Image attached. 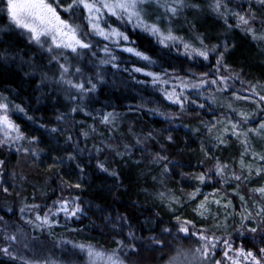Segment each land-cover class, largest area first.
Returning a JSON list of instances; mask_svg holds the SVG:
<instances>
[{"label": "trees", "instance_id": "1", "mask_svg": "<svg viewBox=\"0 0 264 264\" xmlns=\"http://www.w3.org/2000/svg\"><path fill=\"white\" fill-rule=\"evenodd\" d=\"M48 1L63 17L84 10L63 11L72 0ZM210 1L187 0L188 7L165 18L180 38L167 46L141 27L123 28L105 15L104 27L128 37L120 44L149 60L110 46L115 59L101 64L108 59L103 41L93 42L92 51L80 56L66 53L73 82H83L85 88L91 87L89 80L96 85L94 91L81 94L55 82L59 65L50 61L46 47L30 42L9 20L5 1L0 0V96L10 102L7 115L25 137L15 145L0 144V246L8 247L3 224L30 229L35 221L38 233L21 252L31 253L42 241L45 248L67 245L68 254L86 246L116 253L122 262L140 255L161 263L176 260L179 250L197 251L201 233L235 239L237 204L232 200L226 206L221 198L234 189L225 185L232 181L240 151L232 137L221 136L219 121L227 119L225 113L235 118L241 111L250 112L243 106L264 97V40L254 39L226 13L264 17V5L224 0L227 11L222 4L220 12L225 15H220ZM253 29L264 35L260 27ZM185 43L200 50L207 47L208 59L190 55ZM209 74L208 80L202 79ZM225 79L234 90H223L228 86ZM173 91L183 93L181 103L167 98ZM213 92L215 102L209 103L204 97ZM17 105L22 112L15 110ZM109 113L110 122H103ZM217 164L226 166L222 176L213 172ZM202 174L204 182L197 179ZM208 192H215L221 205L202 217L197 205L201 194ZM60 197L75 202L79 211L74 217L50 216V226L34 218L43 217ZM28 220L32 223L25 225ZM182 226L187 233L180 231ZM241 243L246 250L258 251L249 238ZM219 246L211 260L219 257ZM0 264L25 262L0 253Z\"/></svg>", "mask_w": 264, "mask_h": 264}, {"label": "rangeland", "instance_id": "2", "mask_svg": "<svg viewBox=\"0 0 264 264\" xmlns=\"http://www.w3.org/2000/svg\"><path fill=\"white\" fill-rule=\"evenodd\" d=\"M4 1L6 4L5 11L7 12V15H8V11H7L8 0H4ZM213 1L215 2V0H212L210 2H213ZM211 7L212 6H210V4H207V8L210 9ZM144 8L146 11V15L144 18L147 23H157L158 26L161 28V30L165 34H167V31L169 29L171 30L168 24V20H166L165 17L162 16V13L164 12L163 9L158 8L155 4H152V5L146 4L144 5ZM232 13H236V12H232ZM58 14L61 16V19L67 21L68 23L74 26H79L81 35L87 34L86 40L91 41V45L93 42H99L101 44V41H103L104 43L102 45L103 48L105 45H108V47L112 49L110 47L112 46V47L119 49L121 52H124L128 56H131L138 60L145 61L141 59L139 56L134 55L133 53L124 51V49L128 48L129 46H126V45L123 46L120 44V42L118 45L113 44V43H110L109 41L104 40L103 38L99 36L94 35L90 30V25L87 19L88 14L86 10H83L81 13L74 11L72 15H68L64 17L60 13ZM226 15L227 17L229 15L233 17L235 24H238V21L235 15H232L229 12H227ZM107 17L118 22L123 28H126V26L129 24L135 26L134 23H129L126 20L122 22L121 20H118L116 17L108 16V15ZM255 17L256 19L251 21V26L253 27L255 25L257 27H260V29L264 31V17H259L257 16V14ZM9 20H10V17H9ZM101 27H104L102 25V21H101ZM20 30L24 32L25 34H27L28 36L30 35L29 33L25 32L23 29H20ZM105 30L106 31L108 30L107 27H105ZM49 44H50V41H49ZM45 47L47 48V45ZM89 50L92 51V48L90 47L88 49H79L78 51L81 55L82 52L89 51ZM55 51H63V50L56 49ZM66 53H69L73 56H77L76 54H73L71 52H66ZM209 77H210V74L205 75L202 79L208 80ZM217 78L218 80L222 81L220 77H217ZM223 81L227 82L224 84H228V86L226 85L222 87L223 90L225 91L234 90L232 86L233 83L229 82L227 79ZM206 85L209 86V84H206ZM214 93L216 92H213L211 96H205L204 99L207 100L209 103H212V101L215 102L214 99L216 98H214L215 97ZM257 100L258 101L253 102V103L249 102L250 106H248L249 103L243 106L245 108L248 107L249 109H252L250 110V112L244 113L241 111L237 114L235 118L225 113L223 116L227 117V119L226 120L222 119L221 121H219L220 123L219 125L222 131L221 136L232 137V140L234 139L236 145L238 146V149H239L238 151H240L238 161L235 163L236 169L234 170L235 174L233 173V176L231 179L232 181H228V183L225 185L227 188L234 187V189L233 190L229 189L231 193L227 194L228 196L226 198H221L224 200L223 203L226 206H229L231 203H233V201L236 202L237 207H238V214L236 215L237 218L234 221V225H237L239 227L236 231L239 233L235 236V239H233V237L231 239L229 237H226L228 236V234L227 235L220 234L219 236H215V238L219 239L220 241L226 239L231 243L233 250L228 253V257H230L231 259L225 257L224 255L225 247L223 243L219 244L220 246L217 248V250L218 251L220 250V252H219V257L216 258L215 260H211L212 255H210L208 259H204L201 252L191 251V252L184 253V252H180L181 250H179L178 252L179 254L175 258L176 260H173V261L165 260L164 262H161V263L159 261L152 262L148 260V258L146 257L143 258L140 255L133 259L126 257L125 258L126 263H125L121 261L122 259L119 258L116 253L101 251V249H96V248L92 249L86 246H79L78 248H74V250L72 248L70 250L72 252H75V254L74 253L68 254V252L65 251L67 245L65 246L60 245L57 247L55 246L51 247L50 245L45 248V244H43L44 242L42 243V241L41 242L38 241L36 244H34L33 249L31 250L32 251L31 253L21 252L20 248L26 249V247L29 244V240L33 239L32 236L34 232L35 234L37 232L35 226L38 223L36 221L33 222V225H30L31 227L30 229L22 228V227L20 229L18 227L15 228L13 224H7V223L3 224L4 230H2V235L4 237L12 236V235L16 236L15 242H10L4 238V240L7 242V245L8 246L10 245V252H12V254L16 256L19 261L20 260L23 262L28 261L27 263H30V264H40V261H46L47 262V263L45 262L46 264H109V262L106 259L107 256L109 255H113L114 259H117L119 261V264H131V263H134V264H208V263L215 264L216 261H219L220 264H232L233 259H238L239 264H252L251 259L246 260L242 256L237 257V252L239 250H243L245 253L247 252L253 253L255 258L257 260H260V264H264V252L261 251L262 249H264V196H262L259 192L254 191L256 189L264 188V159H260V157H264V128H261V125H264V100L262 99H257ZM221 107H223L224 110L226 108L228 109V106L226 107V106L221 105ZM210 112L212 114H216V111L214 112V110H211V111L209 110V113ZM223 112H226V111H223ZM233 125H235V130L233 129ZM0 137L3 138L2 134H0ZM15 143H13L12 141H9L7 144L15 145ZM105 152L109 153L108 151H105ZM157 159H159V157H157ZM213 172L216 173V168L213 169ZM209 174L211 173L208 171L207 175ZM235 176H240L241 179L236 180L234 178ZM237 184L240 186V189L237 188L236 186ZM214 193L215 192H208V193L201 194V199L199 201V204L197 205V208H198L199 215H201L202 217L206 215L209 208L211 207L216 208L221 205L220 203L221 199H215ZM217 201H219V203H217ZM64 202L68 203L70 209L75 207V202L73 200L71 199L68 200V199H64V197H60L59 199H56L54 202H52L51 206L47 208L48 210L45 212V214L48 213L49 209L56 211L59 208V205ZM201 205H203V208H201ZM27 212L30 215L33 214V210L31 209H29ZM36 215L34 216L35 219H36ZM56 216H62L65 219H71L72 217H74V216H67L63 212H59V214L55 215V217ZM27 223L28 222H25V225H27ZM53 225L54 224L51 225L52 226L51 230H53V227H54ZM251 229H255V231H251ZM245 238H249L250 240H253V242H255V244L258 247V251L257 250L256 251L246 250L241 243L242 240ZM203 243L204 241H201L199 244V247L200 245L202 246ZM89 249L101 252L104 258L97 259L94 257H90L88 255ZM212 251H214V249ZM19 252H21L22 259L18 257ZM199 253H201V255H199ZM180 257L181 259L179 260Z\"/></svg>", "mask_w": 264, "mask_h": 264}, {"label": "snow or ice", "instance_id": "3", "mask_svg": "<svg viewBox=\"0 0 264 264\" xmlns=\"http://www.w3.org/2000/svg\"><path fill=\"white\" fill-rule=\"evenodd\" d=\"M253 2L259 5H264V0H253ZM146 4H155L158 8L163 9L165 18L168 19L175 17L185 7L189 6L187 0H72V3L64 8L63 11L69 12L73 9L82 7L88 14L87 19L91 32L94 35L99 36L113 44L118 45L119 40H127L128 37L122 32L118 31L116 28H112L107 24H105V27L108 29L107 31L105 30V27H101V21L103 20L105 14L116 17L122 22L126 20L129 23H134L136 27H141L143 30L148 31L152 35L156 36L158 41L161 44H165V46H167L166 42L168 41L179 42L180 38L174 36L170 29L167 31V34H165L157 23H147L145 21L144 17L146 15V11L144 5ZM222 4L225 8V11H227V5L224 4V0H215L213 10L220 15H225V13L220 12ZM7 11L11 22L17 28L23 29L25 32L30 34L28 37L30 42H34L42 49L47 45L46 50L51 54L50 61H55L59 65V80L55 81L56 83L67 85L69 88L75 89L76 92L81 94L87 91L95 90L96 85L92 84L90 80L87 81V83L91 84V87L85 88L83 82L74 83L69 77L70 68L73 66L69 62L66 52H71L79 56V49H88L91 47V41L86 40L87 34L81 35L79 26H74L61 19V16L57 13L56 8H54L52 4L48 2V0H8ZM233 15H235L237 18L238 27L243 26L244 30L252 35L254 39L264 40V35L256 34L255 30L251 26V21L256 19L254 14L249 13L248 15H245L237 12L233 13ZM184 48L186 50L190 49V55L195 53L196 55L202 56L204 59H208L209 50L207 47H205L203 50H200L192 48L189 44L185 43ZM56 49L63 51H55ZM212 50L214 51L215 49ZM103 51L105 52V55L108 57V59L102 60L101 64L110 63L115 59V57L111 55L112 49H110L108 45L104 46ZM124 51L133 53L143 60H149V57L143 55L131 47L125 48ZM61 59L64 60L63 63H61ZM217 63L219 64L220 61H217ZM80 71L81 69L79 67L75 68L76 73H79ZM135 71H140V69H135ZM146 74L152 75L151 73ZM153 79L155 82H159L160 80L159 77H153ZM212 82L215 83L216 81ZM180 95H183V93L181 92L179 95H177V93L173 91L167 94V98L172 100L173 103H181ZM173 97H175V99H173ZM261 99L264 100V97H261ZM9 104L10 102L7 101L6 97L0 96V134L3 136V139H0V144H5L9 141L15 143L25 139L23 134L20 132L19 127L15 125L7 115L9 111ZM14 107L17 111H23V109L18 105ZM111 115L112 114L109 113L108 116L104 117L103 122H110L109 117ZM261 128H264V125H261ZM233 129L235 130V125H233ZM53 131H55V129H53ZM260 159H264V157H260ZM0 164H2V162H0ZM225 167L226 166L222 167L221 165L217 164L216 174L222 176L224 174ZM234 178L236 180L241 179L240 176H235ZM197 179H199L201 182H204L205 175L202 174L197 177ZM5 191H7V189H5ZM254 191H257L262 196H264V188L256 189ZM217 203H219V201H217ZM32 207L39 206L34 205ZM201 208H203V205H201ZM21 211L23 212L25 209H21ZM78 211L79 208L74 207L70 209L68 203L64 202L59 205V208L56 211L49 209L48 213H46L43 217L36 215V220L40 221L42 225L50 226L49 216L58 215L59 212H63L67 216H75ZM27 222L32 223L31 220H28ZM180 231L187 233L188 229L182 226ZM251 231H255V229H251ZM193 235H196V233H193ZM4 238L10 242L16 241L15 235L5 236ZM198 239L204 241L203 245L197 249V252L202 253L204 259H208V257L213 254L212 250L221 243H223L225 247V257L231 259L228 257V253L233 249L231 243L228 240L220 241L214 236H206L203 233L198 236ZM9 249L10 245L8 247L0 246V253L9 256L10 259H17V257L14 256ZM261 251L264 252V249ZM88 255L97 259L104 258L101 252L91 249H89ZM241 256L246 260L251 259L252 264H260V260H257L251 252L245 253L243 250H239L237 252V257ZM106 259L109 264H119V261L114 259L113 255L107 256ZM25 264H27V262H25ZM215 264H220V262L216 261ZM232 264H239V260L233 259Z\"/></svg>", "mask_w": 264, "mask_h": 264}]
</instances>
